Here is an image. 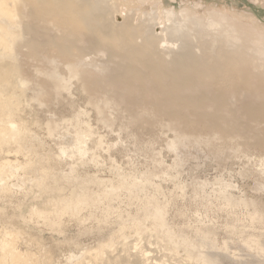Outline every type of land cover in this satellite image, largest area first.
<instances>
[{"label":"rangeland","instance_id":"rangeland-1","mask_svg":"<svg viewBox=\"0 0 264 264\" xmlns=\"http://www.w3.org/2000/svg\"><path fill=\"white\" fill-rule=\"evenodd\" d=\"M94 1L129 47L188 31L199 76L174 72L170 100L169 80L108 87L130 64L110 59L116 33L103 54L99 38L18 54L12 125L0 116V264H264V0ZM55 20L40 33L58 41ZM178 44L154 49L161 71Z\"/></svg>","mask_w":264,"mask_h":264},{"label":"bare ground","instance_id":"bare-ground-1","mask_svg":"<svg viewBox=\"0 0 264 264\" xmlns=\"http://www.w3.org/2000/svg\"><path fill=\"white\" fill-rule=\"evenodd\" d=\"M64 2H65V4L67 6L64 3H62L60 0H0V50H1L0 57L1 58H4V59H7L8 58V59H12L13 60L12 63H9V64H5V65L0 64V109L3 112V114H0V116L1 115L2 116L4 115L5 116L4 118H6V119L9 118V116L11 115V114H9V112H10L9 109L11 107H13V106L15 107V105H18V101H16V100H18V98L15 97L16 94H13L11 92V90H10V88L13 85L15 86V82L13 81L14 78H15L14 76H16L18 78L21 76L20 75L21 74V68H19V64L20 63L18 62V59H16L17 58V55L18 54H21V56L30 57L31 59H39V57L35 54L34 48H33L34 47V44H36L35 42H37L36 40L38 38H40V39H43L44 38V39H47V41L52 40V42L57 45L58 50H59L58 52H60V53H62L64 55H67L69 53V51H70L71 44L75 43L76 41L86 40L89 43V41L92 40V41H94V44L96 45V43H97L96 38H99L98 41L103 46H99V47H96L94 45L93 46L96 47L98 49V51L103 54V53H105V52L108 51L107 49L104 48V46L105 47H107V46L109 47V45H108V43H109L108 42V39L110 40V38L115 33L117 35H119V36H122V37L119 38L120 42H119L118 46L116 48H113L112 49L113 52L111 54L110 59H111V61L118 59L119 60V63L120 62L123 63L124 61H129L130 64H127L126 69H125V72L123 74L110 75L112 77L109 76V78H108L109 79V85H108V87L111 86L110 85L111 83H112V86H115V85H119L121 83H127L128 84L131 81H134V82H141L142 80L145 81L146 78L150 79L151 80L150 82L153 81V84H158L161 80H164V82H165V80H169L168 81V86H167L168 89L167 90L169 92V100H170V99L173 98L172 95L174 94V90H175L174 87L176 85L173 83V81H174V80H172L173 78L168 79V77H171L174 74V72H177V71H180V70L192 69L199 76V73H200V68H199L200 61L199 60L202 61L203 58L202 59L201 58H198L197 61H195L193 59V58H195L194 56H195L196 53L194 54L188 48L190 46L192 47L193 46V43H197V42H195L196 40L193 39V37L190 35V33H188V31L187 32H184L180 28H178L176 30L171 29V30H169V32H166L164 34V36H167V37L169 36L168 39H165L163 37L159 41V43H158V41H156L155 38H152V39L146 40L140 46H137L136 47V46L130 45V47H129L127 45V39L124 37V35H126V31H124V30H127L128 26H122V27H120L121 28V31H115L113 26L111 27L110 30H107V31L104 30V26L97 19V17L94 16V14L92 12L93 9H94V6L96 8L98 7L97 2H95L94 0H87V1L86 0H74L73 2H67V1H64ZM70 3L72 5V8L71 9L73 11L69 8V4ZM69 11H72L74 13V17H70V15H69L70 12ZM52 18L57 19V20H55V22L57 24H54V28H51L50 30H59L62 27L66 28V29H69V30L66 31V34L65 35L60 36V38H59L58 41L55 38H52V36L49 37L48 34L47 35H44V34H46L45 32H44V34L43 33H40L41 30L43 32V29L42 28H44V27L46 28V26L48 25V21L50 19H52ZM44 30H46V29H44ZM27 37H30V39L27 38ZM225 38L227 40V37H225ZM168 40L170 41V43H169ZM213 41H215V40H213ZM67 42L69 43V46H66V43ZM91 42H90V44H91ZM178 42L180 43V45L179 44L176 45V48L178 49V51L177 52H174V54L176 55L177 61H179V62H175V66L177 68H176V70L175 69L172 70L173 68L172 69L170 68L171 72L165 73L164 71H161L160 70V68H159L160 66L159 65H157V64L154 63V60H153V57L155 55L154 54V49L155 48L158 49V46L159 45L162 46V47H166V45H169V44L172 45L174 43L177 44ZM223 43H225V42L223 41ZM214 46H217V45H213V48H214ZM126 47H129L130 48V51H128V52L125 51V48ZM209 47H210V45H209ZM213 48H211V49H213ZM110 49L111 48H109V50ZM208 49L210 50V48H208ZM23 50H25V51H23ZM168 50H166V51H168ZM214 50H216V49H213L212 51L215 52ZM169 52H166L165 53L166 58L167 57H171V55H174L172 52L171 53H169ZM210 54H211V52H210ZM214 54H216V53H214ZM222 54H224V53H222ZM222 54H220V56ZM241 55H242V53H241ZM173 61H175V60H173ZM109 63H110V61H109ZM23 64H25V63H22V65ZM26 64H27V62H26ZM26 64H25V66H26ZM132 64H138L139 66H141L142 68H144L146 71H148L147 74L144 71H140L142 69L139 70L137 67L135 68V66L132 65ZM28 65H29V62H28ZM36 65H37V63H36ZM173 66H174V63H173ZM109 69H111V68H109ZM197 69H199V71ZM30 70H31V68H30ZM42 72H45V71L42 70ZM109 72H112V71H109ZM22 73H23V71H22ZM37 73H38V71H37ZM78 74H79V72H78ZM78 74H77V76H78ZM93 74L95 75V73H93ZM111 74H113V73H111ZM72 75H74V74H72ZM89 75H91V73ZM84 76H85V74H84ZM89 77L91 79L93 78L92 76H89ZM89 77H88V80L90 79ZM201 77H205V76H201ZM206 77H208V76H206ZM47 78H48V75H47ZM85 78L87 79V76ZM105 78H103V79H105ZM198 78H197V80L200 79V78L199 79ZM191 79H193V78L191 77ZM195 79H196V77H195ZM79 80H81V79L79 78ZM88 80H86V81H88ZM92 80H94V79H92ZM17 81H18V79H17ZM157 81H159V82H157ZM59 82L60 81H58V83ZM84 82H85V80H84ZM84 82H83V78H82V84ZM44 83H43V85H44ZM90 83H91V80H90ZM18 84H19V82H18ZM40 84H42V83H40ZM51 84H53V83H51ZM188 84H189V82H188ZM200 84H202V83H200ZM90 85L91 84H89V86ZM46 86L48 87L47 84H46ZM99 86H100V82H99ZM120 87H122V86H120ZM120 87H118V88H120ZM134 87H135V85H134ZM85 88H86V84H85ZM91 90H92V88H91ZM121 90H124V89H121ZM111 92H113V91H111ZM111 92H110V95L109 96H112V98H113V95H116V94H115V92H113L114 94L112 93L113 94L112 95ZM126 94H125V96H126ZM216 100H217V102H220L221 101L220 98H216ZM213 102L214 101H212V103ZM187 103H188V99L187 100L186 99H181L180 100V105H179V103H178V105L181 106V107H183V106H186ZM189 103H190V101H189ZM114 105H115V103H114ZM112 107H113V105H112ZM15 108H17V107H15ZM113 109H115V108H113ZM164 109H166V108H164ZM105 110H107V109H105ZM114 113H116V111ZM198 117H201V116H198ZM204 119H205V117H204ZM210 120H212V119H210ZM7 121H8V123H6V124L9 125V123H10V125H12V123H11L12 121H9L8 119H7ZM4 126H5V124H4ZM10 128H13V127L10 126ZM11 130H13V129H11ZM3 131H4V129H3ZM6 132H7V130H6ZM2 133H4V132H2ZM2 133L0 132V134H2ZM3 135L4 134H2V136ZM97 259H98V262L97 263H99V264H109V259L106 258L107 260H104L102 258V256L100 257V254L97 257Z\"/></svg>","mask_w":264,"mask_h":264}]
</instances>
